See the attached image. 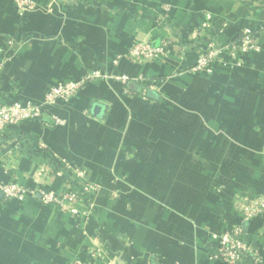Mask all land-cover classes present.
Returning <instances> with one entry per match:
<instances>
[{"label": "crops", "instance_id": "obj_1", "mask_svg": "<svg viewBox=\"0 0 264 264\" xmlns=\"http://www.w3.org/2000/svg\"><path fill=\"white\" fill-rule=\"evenodd\" d=\"M34 1L22 12L0 0V105L88 71L132 81L100 79L51 105L43 120L62 126L5 130L0 184L62 190L71 164L96 192L78 217L0 194V264H222L211 234L238 224L264 264V210L240 211L264 204V0ZM249 33L261 50L239 66L190 72L211 45ZM138 41L166 43L165 56L114 66Z\"/></svg>", "mask_w": 264, "mask_h": 264}, {"label": "built area", "instance_id": "obj_2", "mask_svg": "<svg viewBox=\"0 0 264 264\" xmlns=\"http://www.w3.org/2000/svg\"><path fill=\"white\" fill-rule=\"evenodd\" d=\"M14 5L22 12H32L37 9L34 0H14ZM166 50L167 44L164 42L155 47L148 42L138 41L126 53L118 56L113 64L116 66L120 59L132 64L154 60L165 56ZM260 50L261 46L255 35L245 34L239 40L231 41L223 46L211 45L198 56L190 72L208 73L219 66H239L238 54L257 53ZM218 57L223 58L220 64L216 62ZM100 79H112L123 85L132 81L125 75H106L100 71H88L79 80L66 81L51 86L39 101L0 105V137L7 128L18 127L31 120H40L46 126L64 125L63 120L52 114L49 116V120H43L45 115L49 113V107L57 102H67L73 99L87 84ZM53 173L54 170L47 166L43 172L42 180H46ZM62 174L65 177V185L62 190H49L44 184H40L38 188L32 190L17 183H3L0 184V194L4 200L19 203L28 199L37 200L42 206L54 208L70 217L87 214L92 208V195L96 192L95 186L85 179V173L82 169L71 164L64 166ZM240 202H242L240 211L243 221L258 216L264 210V204L250 202L246 199L240 200ZM244 235L241 224L232 226L223 233L211 234V238L218 240V244L209 254V259L222 264H263L259 248L253 242L245 240ZM69 264L85 263L76 260Z\"/></svg>", "mask_w": 264, "mask_h": 264}, {"label": "water", "instance_id": "obj_3", "mask_svg": "<svg viewBox=\"0 0 264 264\" xmlns=\"http://www.w3.org/2000/svg\"><path fill=\"white\" fill-rule=\"evenodd\" d=\"M148 95H149L150 97L154 98V95H152L151 92H149Z\"/></svg>", "mask_w": 264, "mask_h": 264}, {"label": "trees", "instance_id": "obj_4", "mask_svg": "<svg viewBox=\"0 0 264 264\" xmlns=\"http://www.w3.org/2000/svg\"><path fill=\"white\" fill-rule=\"evenodd\" d=\"M240 38H241V37H240ZM240 38H239V39H240ZM239 39H236V40H239ZM45 92H46V91H45ZM40 100H41V99H40ZM37 101H39V100H37ZM33 102H34V101H33ZM35 102H36V101H35ZM39 121H40V120H39ZM53 169H54V168H53Z\"/></svg>", "mask_w": 264, "mask_h": 264}]
</instances>
